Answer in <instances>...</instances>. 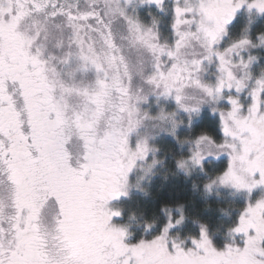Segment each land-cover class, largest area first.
Listing matches in <instances>:
<instances>
[{
  "label": "snow or ice",
  "instance_id": "6c2138e0",
  "mask_svg": "<svg viewBox=\"0 0 264 264\" xmlns=\"http://www.w3.org/2000/svg\"><path fill=\"white\" fill-rule=\"evenodd\" d=\"M171 4L0 0V264H264V68L254 73L257 56L243 55L264 47V33L253 42L245 26L223 43L241 12L249 25L264 17V0ZM137 6L170 14L171 43L155 16L145 24L129 13ZM150 96L174 108L143 111ZM204 109L217 132L177 137L178 115L191 129ZM149 123L190 145L175 161L186 176L223 159L203 187L243 196L230 242L217 246L200 225L177 243L170 230L183 214L135 242L116 223L110 205L138 164L147 175L159 163L139 134Z\"/></svg>",
  "mask_w": 264,
  "mask_h": 264
},
{
  "label": "trees",
  "instance_id": "16d2710c",
  "mask_svg": "<svg viewBox=\"0 0 264 264\" xmlns=\"http://www.w3.org/2000/svg\"><path fill=\"white\" fill-rule=\"evenodd\" d=\"M171 6V0H165V7L169 13ZM149 13L152 15L150 16ZM134 14L144 16L149 24L152 16H155L160 21L158 28L161 42H172L173 37L169 27L170 14L165 15L154 7L147 6H137ZM245 26H249L248 34L253 42H257L256 36L264 33V17L254 18L249 25L247 15L243 13L239 21L236 20L232 23L233 38L240 35ZM248 54L257 56L256 65L259 69L264 68V48L252 49L250 53H244L246 56ZM209 68L212 67L209 66ZM241 98L244 97L241 96ZM184 120L187 124L186 118ZM216 124V117L204 111L199 117L193 118L191 129L186 127L180 132L177 131V137H190L201 131L215 134L217 132ZM167 138L174 146L177 155H173L169 151L167 156L171 162L162 174L151 176L152 179L146 178L147 184H140L137 192L134 191L135 188L131 182L127 189V193L129 192L127 196L112 202L113 207L122 213L116 223L125 227L129 234V241L135 242L139 238H150L159 233L160 229L168 222L169 214L173 224L183 214L184 219L181 224L170 230V236L177 239V243L195 235L200 225L206 227L217 246L230 242L228 228L234 223L238 211L243 205V196L233 194L229 189L217 187H214L210 193H206L203 187L222 166L223 159L206 161L207 175L197 169L190 170V174L186 176L176 168L175 161L188 155L190 145L181 146L175 140L170 139V136ZM178 208L180 211H177ZM146 224L152 225L148 232L145 231Z\"/></svg>",
  "mask_w": 264,
  "mask_h": 264
},
{
  "label": "rangeland",
  "instance_id": "374dc122",
  "mask_svg": "<svg viewBox=\"0 0 264 264\" xmlns=\"http://www.w3.org/2000/svg\"><path fill=\"white\" fill-rule=\"evenodd\" d=\"M130 14L135 15L134 13H131V12H130ZM242 14H243V12H241L234 21H236V20L239 21L242 18ZM244 15H245V13H244ZM140 17L142 18V20L145 24H149L146 22L147 20L144 18V16L141 15ZM231 30H232V25L229 26V37H226L225 41L223 43H226V39L228 40V38L229 39L233 38L234 34L231 33ZM158 31H159V28H158ZM236 36L238 37L239 35H236ZM223 43H222V46H223ZM261 48H264V47H261ZM256 63H257V61L252 65V71L254 73H258L259 70L262 69V68L259 69V67L256 65ZM214 73H215L214 67L209 68V69H207V72L205 73L204 78L206 80H214ZM243 99L244 98H241L242 102H244ZM140 107L143 111H148L150 114H155L159 110L160 107H164L166 111L172 110L174 108V104L171 101H165L163 98H161L157 102L155 97L150 96L148 103L142 104V105H140ZM204 111H207L208 113H210L208 109L202 110V113ZM183 117H184V119L186 118L183 113H180L177 118L183 119ZM162 126L163 127H169V125H167V124L162 125ZM186 127H188L187 124L181 125L177 129V131L180 132V130H182ZM139 134L141 136H149L150 137L149 143L156 149L154 156H155L156 160L159 161V163H157L152 168L151 172L148 173L147 175H145V173L141 170L145 165H139L138 164L137 169L134 171L133 176L131 175L130 181H129V185H131V182H132V185L135 188L134 191H136V192H137V189H138L140 184H147L146 182H148V181L146 178H150L151 176H155V175H160L163 173L164 169L166 167H168L169 162H171L170 158L167 156L169 151L171 153H173V155H177V152L174 150L175 149L174 146L172 145V143H170L169 139L167 138L170 135H167L165 132L159 131V129H154L150 123L146 124L145 127L139 129ZM170 139H172L174 141L172 136H170ZM150 159H151V155L149 156V160ZM152 178H150V179H152ZM153 181H155V180H153ZM128 188H129V186H128ZM110 206L113 207V204H111ZM177 242H178V240H177Z\"/></svg>",
  "mask_w": 264,
  "mask_h": 264
},
{
  "label": "flooded vegetation",
  "instance_id": "af4514ba",
  "mask_svg": "<svg viewBox=\"0 0 264 264\" xmlns=\"http://www.w3.org/2000/svg\"><path fill=\"white\" fill-rule=\"evenodd\" d=\"M128 11H129V13H130V12H131V13H133V12H132V8H131V7H129Z\"/></svg>",
  "mask_w": 264,
  "mask_h": 264
}]
</instances>
